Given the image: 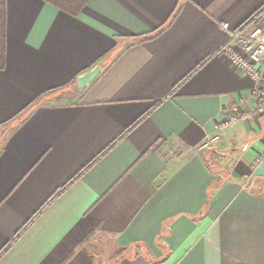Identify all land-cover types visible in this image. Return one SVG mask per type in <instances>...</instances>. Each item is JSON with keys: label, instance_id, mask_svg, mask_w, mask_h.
I'll list each match as a JSON object with an SVG mask.
<instances>
[{"label": "crops", "instance_id": "1", "mask_svg": "<svg viewBox=\"0 0 264 264\" xmlns=\"http://www.w3.org/2000/svg\"><path fill=\"white\" fill-rule=\"evenodd\" d=\"M263 4L6 0L0 264H264V114L205 145L256 86L221 25Z\"/></svg>", "mask_w": 264, "mask_h": 264}, {"label": "built area", "instance_id": "2", "mask_svg": "<svg viewBox=\"0 0 264 264\" xmlns=\"http://www.w3.org/2000/svg\"><path fill=\"white\" fill-rule=\"evenodd\" d=\"M221 27L228 36L220 49L221 52L226 55L230 63L238 66L247 77L253 79L256 86L247 99L232 103V113L226 121L216 127V134L208 138L205 145L215 143L219 138V131L249 115L238 110L240 103L252 102L254 112L264 114V4L239 26L230 27L229 23L225 22ZM181 149L182 147L177 143H167L161 148V152L176 157Z\"/></svg>", "mask_w": 264, "mask_h": 264}, {"label": "trees", "instance_id": "3", "mask_svg": "<svg viewBox=\"0 0 264 264\" xmlns=\"http://www.w3.org/2000/svg\"><path fill=\"white\" fill-rule=\"evenodd\" d=\"M71 15H77L89 0H46ZM180 12L177 7L168 23L161 27L157 34L166 29ZM148 38V37H147ZM6 39H7V5L6 0H0V70L6 66Z\"/></svg>", "mask_w": 264, "mask_h": 264}, {"label": "water", "instance_id": "4", "mask_svg": "<svg viewBox=\"0 0 264 264\" xmlns=\"http://www.w3.org/2000/svg\"><path fill=\"white\" fill-rule=\"evenodd\" d=\"M104 67V63H101L91 70L79 75L77 77L78 84L81 88H85L87 85H89L96 77L99 76V74L102 71V68Z\"/></svg>", "mask_w": 264, "mask_h": 264}]
</instances>
